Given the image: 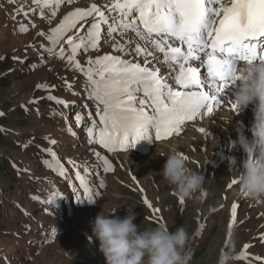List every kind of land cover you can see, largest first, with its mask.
Here are the masks:
<instances>
[{"label": "rangeland", "instance_id": "rangeland-1", "mask_svg": "<svg viewBox=\"0 0 264 264\" xmlns=\"http://www.w3.org/2000/svg\"><path fill=\"white\" fill-rule=\"evenodd\" d=\"M21 5L29 11L27 17L20 12ZM38 10L32 0H0V79L3 83L0 85V264H106L98 250L99 242L93 239L89 244L82 236V232L88 230L93 237L91 225L102 210L115 212L112 216L120 218L134 211L137 217L134 223L141 229L164 223L174 232L183 226L190 236L187 246L190 264H219L222 255L228 258L227 264H247L248 258L229 263L245 245H248V254L264 257V239H261L264 237V199H248L234 228L229 230L232 213L224 195H236V189L227 190V183L237 173L230 170L223 159L216 162V170L211 167L228 139L224 130L221 137L209 138L206 152L202 151L205 138L193 132L192 127L180 139L158 145L145 159L130 161L133 155H120L119 159L128 169H122L115 159V175L108 181L100 207L74 213L73 218L62 223L46 214L42 205L54 197L56 174L44 150L56 149L62 162L84 163L97 158V152L84 153V149L72 142L59 110L65 104L47 99L51 95L65 101L67 106L81 103L85 98L91 101L84 95L87 84L84 74L45 50L51 47L46 35L59 25L68 10L58 18H42L36 15ZM21 25L27 27L26 32L20 31ZM103 54H80L77 59L87 66L89 58ZM228 115L227 120L232 121V116ZM242 119L243 115L238 120ZM213 120V125L206 123L198 127L212 130L219 126L217 118ZM224 121L222 119L221 123ZM246 123L248 125V121ZM223 126L232 132V126ZM53 140L55 144L51 143ZM175 147L188 158L190 169L204 174L206 199H190L181 205L174 186L163 180L160 171L166 154ZM223 153L229 157L228 152ZM206 157L212 161L207 174ZM233 157L237 166L247 159L239 148L235 149ZM198 162L203 167L197 165ZM129 168L132 172H128ZM211 169L214 176L210 175ZM151 207L155 208L154 214L150 212ZM199 220L204 226L196 232ZM30 221L36 232L28 228ZM41 224L59 225L62 233L55 240L42 243L38 236Z\"/></svg>", "mask_w": 264, "mask_h": 264}, {"label": "snow or ice", "instance_id": "snow-or-ice-1", "mask_svg": "<svg viewBox=\"0 0 264 264\" xmlns=\"http://www.w3.org/2000/svg\"><path fill=\"white\" fill-rule=\"evenodd\" d=\"M32 3L41 14L48 8L50 16L55 17L61 5H74L76 0ZM20 12L25 17L29 15L23 5ZM20 31L26 32L27 27L21 25ZM116 36L124 38L123 43L113 44L114 51L121 55L89 58L87 66L77 59L82 53L99 51L102 41H113ZM46 39L51 44L45 49L50 55L66 60L87 78L88 98L96 102L95 115L99 117L86 129L89 143L93 142L94 129L99 127L95 142L112 152L141 139L151 141L150 132L157 140L179 134L186 121L194 120L205 110L212 112L213 105L219 103L216 95L201 89L215 85L217 92L223 91L225 84L236 77L239 61L264 60V0H111L103 5L93 2L69 11L57 27L50 29ZM194 61L206 66L210 84ZM160 65L168 68L169 74L165 75ZM47 99L67 106L51 95ZM82 119L77 113V122ZM51 155L56 156L54 152ZM96 155L104 160L105 171H112L109 160ZM71 163L75 166V162ZM236 183L233 180L229 187ZM99 187H104L103 181ZM87 199L93 203L90 197ZM236 211L234 204L230 228ZM244 248L238 258H247L248 245Z\"/></svg>", "mask_w": 264, "mask_h": 264}, {"label": "clouds", "instance_id": "clouds-1", "mask_svg": "<svg viewBox=\"0 0 264 264\" xmlns=\"http://www.w3.org/2000/svg\"><path fill=\"white\" fill-rule=\"evenodd\" d=\"M232 86L237 112L247 110L250 105H254V112L251 138L240 128L235 129L234 145L247 159L237 166L236 158L228 157L227 164L237 173L236 195L261 200L264 199V60L240 66ZM160 174L174 186L180 201L202 198L205 176L190 169L188 158L178 150H169ZM113 213L102 210L97 214L91 225L93 237L89 238L99 242L98 250L106 264H190L191 256L187 253L190 236L183 226L174 232L164 223L141 229L134 223L137 218L134 211L127 212L124 218L112 216Z\"/></svg>", "mask_w": 264, "mask_h": 264}, {"label": "bare ground", "instance_id": "bare-ground-1", "mask_svg": "<svg viewBox=\"0 0 264 264\" xmlns=\"http://www.w3.org/2000/svg\"><path fill=\"white\" fill-rule=\"evenodd\" d=\"M228 116H230V115H228ZM202 120H206V119H202ZM234 120H236V119H234ZM213 118L211 119V120H208V121H206L205 123H207V124H209V125H213ZM240 121V120H239ZM248 120H247V118H246V116H244L243 115V119L241 120V126L240 127H242V129H243V131L245 130H247V128H248V125H247V122ZM219 126H216V127H214L211 131H217V130H219L220 128H218ZM210 130V129H209ZM129 157V156H128ZM130 159V158H129ZM128 161V160H127Z\"/></svg>", "mask_w": 264, "mask_h": 264}, {"label": "trees", "instance_id": "trees-1", "mask_svg": "<svg viewBox=\"0 0 264 264\" xmlns=\"http://www.w3.org/2000/svg\"><path fill=\"white\" fill-rule=\"evenodd\" d=\"M2 80L0 79V85H2ZM0 140H1V135H0ZM199 254V253H198ZM198 254L196 256H198Z\"/></svg>", "mask_w": 264, "mask_h": 264}]
</instances>
